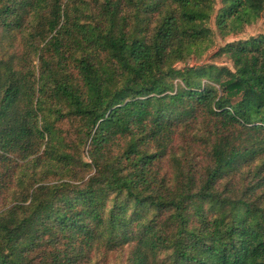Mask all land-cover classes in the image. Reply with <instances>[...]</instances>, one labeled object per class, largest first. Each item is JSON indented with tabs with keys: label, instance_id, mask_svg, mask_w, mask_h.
<instances>
[{
	"label": "trees",
	"instance_id": "16d2710c",
	"mask_svg": "<svg viewBox=\"0 0 264 264\" xmlns=\"http://www.w3.org/2000/svg\"><path fill=\"white\" fill-rule=\"evenodd\" d=\"M263 13L0 0V264H264Z\"/></svg>",
	"mask_w": 264,
	"mask_h": 264
},
{
	"label": "rangeland",
	"instance_id": "374dc122",
	"mask_svg": "<svg viewBox=\"0 0 264 264\" xmlns=\"http://www.w3.org/2000/svg\"><path fill=\"white\" fill-rule=\"evenodd\" d=\"M213 28V25H212ZM264 33V13L263 15L256 20L254 23H251L250 25H246L244 26L243 30L241 33H239L238 35H236L235 37L232 36H228L224 39H221L220 37L216 36L215 37V43L214 46L211 47V49H209L204 55H202L199 58H189L185 63H180L178 66L182 67V66H191V65H199V64H203V63H214L216 65H223V66H227L229 68L232 67V63L224 57H220V58H210V54L212 52H214L218 47L222 46L224 43H228V42H234L237 40H246L250 37H255L259 34H263ZM63 128L66 129L67 125L64 124ZM163 163H165V161H162ZM119 260H114V257H109V259L107 260V262L105 264H121V261L118 262Z\"/></svg>",
	"mask_w": 264,
	"mask_h": 264
}]
</instances>
